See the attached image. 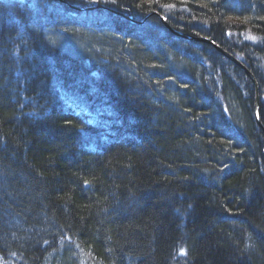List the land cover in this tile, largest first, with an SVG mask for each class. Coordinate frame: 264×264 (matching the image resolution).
<instances>
[{
	"label": "trees",
	"instance_id": "1",
	"mask_svg": "<svg viewBox=\"0 0 264 264\" xmlns=\"http://www.w3.org/2000/svg\"><path fill=\"white\" fill-rule=\"evenodd\" d=\"M66 1L105 9L0 2L4 27L27 32L44 59L21 79L3 59L0 26V264H264V0ZM106 8L155 16L138 26ZM156 14L247 68L261 126L247 75ZM22 18L36 20L25 28ZM61 34L86 47L97 71L91 96L73 77L71 108L87 113L19 114L28 95L48 104L61 91L40 78L45 67L72 75L56 67L71 59L50 43Z\"/></svg>",
	"mask_w": 264,
	"mask_h": 264
},
{
	"label": "bare ground",
	"instance_id": "2",
	"mask_svg": "<svg viewBox=\"0 0 264 264\" xmlns=\"http://www.w3.org/2000/svg\"><path fill=\"white\" fill-rule=\"evenodd\" d=\"M1 1L3 2V1H7V0H0V2ZM19 1L24 2V1H35V0H19ZM57 1L62 3L65 7L70 8L74 13H89V12H94L97 10L105 9V7L100 6V5H96L93 7H80V6L70 5L66 0H62V1L57 0ZM106 11L110 12L111 14H113L119 18H124L125 20L132 23L133 25H138V26L145 25V23H147L149 18H151L152 16H155V14H150L144 19V21L137 22L133 18H131L128 14H123V13H120L117 11L109 10L107 8H106ZM156 15L159 19L160 18L163 19V17H161L160 15H158V14H156ZM3 16H2V13L0 12V26H1V30L3 29L2 33H3L4 38H5L4 40H2L1 43L3 44V48H5L4 52L6 53V54H3V59L6 60L5 62H7L8 65H10L11 67H13V66L17 67L16 72L18 71L21 79H23L26 76H29L30 74L31 75H33L34 73L36 74L35 70L37 69V64L42 63L44 65L43 55L39 53V45L37 43L33 42V40L27 34V32L25 34H20L21 36L19 37L18 34L13 33V31H11V30L6 29L4 27V23L6 21H9L10 17H8V15H5L4 17ZM33 20H36V19L22 18L21 24H23V26L25 28H29L30 26L34 25ZM165 22H166V20H165ZM120 25L122 26L124 24L122 22H120ZM167 25H168V23H167ZM29 32H31V31H29ZM27 35L29 36V38L27 37ZM31 35H33V34H31ZM62 39L67 40V41L72 40L75 42H77V40H75L74 38L69 37L67 35H62V34L57 35L55 37L54 40L56 42H53V39L50 40V43L53 47L60 48V51L64 55H68L71 58L68 63H66L65 60L58 61V66H56V67H59L60 62H61L60 66H62V65L71 66L70 71L72 72V75H68V74L67 75H63V74L57 75V74L53 73V71L51 69L45 67V70L48 71V73H50V74L48 76L47 73H44L43 75H41L42 77L40 76V78L56 79V81L54 83L49 79V81H47L46 84L50 90H55L58 87H60L61 91L60 92H58V90L53 91L52 93H54V94H53L52 99L50 100V102L48 104H43V102H39L40 100L38 98H36L35 96H29L28 95L27 99H25L26 103H18V105H17V107H18L17 112L19 114H21V115L27 114L28 116H30L34 120H40V119L46 118L47 116H50V113H48L46 110L47 108H53L56 111H61L62 113H65V114L68 113L70 115L72 114V115H75L77 117H79V115H82L81 118H83L84 115L87 113L85 110H81L79 108H71L73 105V99L72 98L77 95L76 85L72 84V82L74 80L73 77H75V76H81L82 77V80L84 81V83H87L89 85V90H90L89 96H91V92H92L91 86L94 82V79L90 76V74L94 75V74H96L97 71L93 70L92 58L90 56H88V53H86V50H85V52H83V54L78 56V54L73 53L72 51H68L67 49H65L64 47H62L60 45L59 41L61 42ZM212 43H214V42H212ZM84 48L86 49V47H84ZM219 49H221V48L219 47ZM221 50H223V49H221ZM220 54H222V53H220ZM37 57H38V61H37ZM225 58L228 59L227 57H225ZM99 60L100 59L95 58L94 63H99ZM100 61H102V60H100ZM229 61L232 62L231 60H229ZM55 62H56V60L54 59V65H55ZM80 64H82V67H80ZM233 64H235V63H233ZM241 65L247 70V68L243 64H241ZM236 66L239 67L238 65H236ZM29 69H30L31 73H29L30 72ZM88 69L90 71H88ZM11 72H13V71H11ZM35 74L33 76H35ZM247 77L253 82V84L255 86V93H258L259 98H260L259 86H258V83L256 82L254 76L251 74V77L248 75H247ZM34 79H38V78H34ZM8 81L11 84H14L13 80L10 79ZM51 83H53V84H51ZM61 83H63V85H71V84L72 85L69 88H66L63 85L61 87L60 86ZM101 84H102L101 86H103L104 84L108 85V81L106 80V77L102 78ZM7 89L9 90V88H7ZM9 94H10V96H13V97H15L17 95L16 93L10 92V91H9ZM255 100H256V95H255ZM69 101H70V103H68ZM37 102H39V103H37ZM94 104L97 105V102L94 101L93 105ZM260 106H261V98H260ZM260 111H261V108H260ZM257 121H258V119H257ZM93 123L96 124L103 132L108 133V134L112 133L111 124H109V123L100 124L98 120H94ZM78 130H79V132L84 131L83 129H80V128ZM116 142L119 143V141H117V140H116Z\"/></svg>",
	"mask_w": 264,
	"mask_h": 264
},
{
	"label": "water",
	"instance_id": "3",
	"mask_svg": "<svg viewBox=\"0 0 264 264\" xmlns=\"http://www.w3.org/2000/svg\"><path fill=\"white\" fill-rule=\"evenodd\" d=\"M59 1H62V0H59ZM160 19H161L162 23L164 24V26L171 33H173L175 36L180 37V38H182L184 40H189V41L198 42V43H204V44H208V45L214 47L216 50H218L220 53H222L225 57H227L233 63L238 65L248 76L251 77V74L236 59H234L232 56H230L228 53L224 52L223 50L219 49V47L215 43H212V42H210L207 39L195 38V37H191L189 35H185L183 33L177 32V31L173 30L171 27H169L164 19H162V18H160ZM260 108H261V106H260V98H259L258 93H256L255 112H256V116H257L259 124H260Z\"/></svg>",
	"mask_w": 264,
	"mask_h": 264
},
{
	"label": "rangeland",
	"instance_id": "4",
	"mask_svg": "<svg viewBox=\"0 0 264 264\" xmlns=\"http://www.w3.org/2000/svg\"><path fill=\"white\" fill-rule=\"evenodd\" d=\"M59 43L62 47H64L68 51H72L73 53L78 54V56H80L81 54H83V52H85V48L78 42L72 40L67 41L62 39L61 42L59 41Z\"/></svg>",
	"mask_w": 264,
	"mask_h": 264
},
{
	"label": "snow or ice",
	"instance_id": "5",
	"mask_svg": "<svg viewBox=\"0 0 264 264\" xmlns=\"http://www.w3.org/2000/svg\"><path fill=\"white\" fill-rule=\"evenodd\" d=\"M94 2H98V0H94ZM106 2H107V0H106ZM111 2H112V3H115L116 0H111Z\"/></svg>",
	"mask_w": 264,
	"mask_h": 264
}]
</instances>
